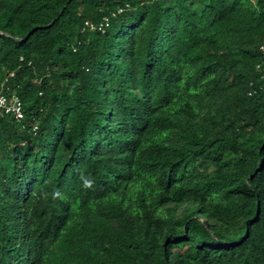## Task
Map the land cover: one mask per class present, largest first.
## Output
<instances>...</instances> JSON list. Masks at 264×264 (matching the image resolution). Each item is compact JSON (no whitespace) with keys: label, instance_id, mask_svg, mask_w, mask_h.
<instances>
[{"label":"trees","instance_id":"obj_1","mask_svg":"<svg viewBox=\"0 0 264 264\" xmlns=\"http://www.w3.org/2000/svg\"><path fill=\"white\" fill-rule=\"evenodd\" d=\"M262 43L264 0H0V264H264Z\"/></svg>","mask_w":264,"mask_h":264},{"label":"built area","instance_id":"obj_2","mask_svg":"<svg viewBox=\"0 0 264 264\" xmlns=\"http://www.w3.org/2000/svg\"><path fill=\"white\" fill-rule=\"evenodd\" d=\"M121 10L122 9H118V12H120ZM105 21L106 22H104V24L107 25V19H105ZM85 25L90 30H93L95 28V26L89 22H85ZM99 28H102V24L99 25ZM259 51L262 55H264V43L260 44ZM9 75L12 76L13 73H10ZM261 78L263 79V83L261 86L264 88V72L262 73ZM251 93L252 91L250 90L248 94L251 95ZM0 113L10 114L17 121L22 120L24 114H23L22 102L20 98L14 93H12L11 95H7L5 92H3V89L0 90Z\"/></svg>","mask_w":264,"mask_h":264}]
</instances>
